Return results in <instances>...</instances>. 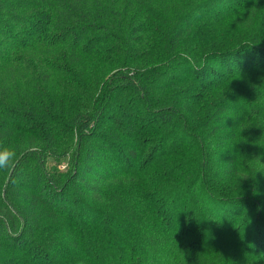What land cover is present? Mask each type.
Wrapping results in <instances>:
<instances>
[{
    "label": "trees",
    "instance_id": "1",
    "mask_svg": "<svg viewBox=\"0 0 264 264\" xmlns=\"http://www.w3.org/2000/svg\"><path fill=\"white\" fill-rule=\"evenodd\" d=\"M259 144L264 0H0V264H264Z\"/></svg>",
    "mask_w": 264,
    "mask_h": 264
},
{
    "label": "clouds",
    "instance_id": "2",
    "mask_svg": "<svg viewBox=\"0 0 264 264\" xmlns=\"http://www.w3.org/2000/svg\"><path fill=\"white\" fill-rule=\"evenodd\" d=\"M264 146V144H259ZM16 156L15 150L11 146H0V169H6L12 165Z\"/></svg>",
    "mask_w": 264,
    "mask_h": 264
},
{
    "label": "built area",
    "instance_id": "3",
    "mask_svg": "<svg viewBox=\"0 0 264 264\" xmlns=\"http://www.w3.org/2000/svg\"><path fill=\"white\" fill-rule=\"evenodd\" d=\"M61 168L63 169V168H64V166L62 165V166H61Z\"/></svg>",
    "mask_w": 264,
    "mask_h": 264
}]
</instances>
